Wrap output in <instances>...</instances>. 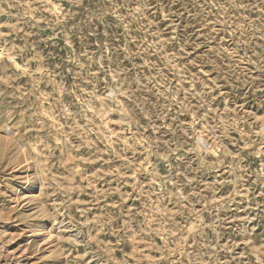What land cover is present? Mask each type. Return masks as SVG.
<instances>
[{
	"label": "rangeland",
	"instance_id": "1",
	"mask_svg": "<svg viewBox=\"0 0 264 264\" xmlns=\"http://www.w3.org/2000/svg\"><path fill=\"white\" fill-rule=\"evenodd\" d=\"M0 264H264V0H0Z\"/></svg>",
	"mask_w": 264,
	"mask_h": 264
},
{
	"label": "bare ground",
	"instance_id": "2",
	"mask_svg": "<svg viewBox=\"0 0 264 264\" xmlns=\"http://www.w3.org/2000/svg\"><path fill=\"white\" fill-rule=\"evenodd\" d=\"M29 170V169H28ZM41 236V235H40ZM53 246V245H52Z\"/></svg>",
	"mask_w": 264,
	"mask_h": 264
}]
</instances>
